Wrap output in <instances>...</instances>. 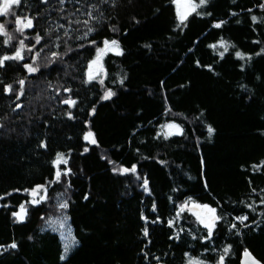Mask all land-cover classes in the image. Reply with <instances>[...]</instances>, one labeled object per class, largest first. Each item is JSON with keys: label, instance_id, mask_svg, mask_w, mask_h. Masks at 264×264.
Wrapping results in <instances>:
<instances>
[{"label": "trees", "instance_id": "1", "mask_svg": "<svg viewBox=\"0 0 264 264\" xmlns=\"http://www.w3.org/2000/svg\"><path fill=\"white\" fill-rule=\"evenodd\" d=\"M193 1L183 21L174 0L0 15V57H22L0 67V264H239L244 248L264 263V0Z\"/></svg>", "mask_w": 264, "mask_h": 264}, {"label": "rangeland", "instance_id": "2", "mask_svg": "<svg viewBox=\"0 0 264 264\" xmlns=\"http://www.w3.org/2000/svg\"><path fill=\"white\" fill-rule=\"evenodd\" d=\"M176 5V11L178 14L179 19L181 20V17H186L191 11H193V8L195 9V2L193 0H174ZM107 49L112 50L114 52H118V48L115 46L108 44ZM97 65L96 63H92L89 68V73L91 75L95 74L97 72ZM166 131L168 133H177L179 132V127L175 124H167L166 125ZM35 197L38 199L40 198V194L35 193ZM185 208L194 215V217L202 222L205 226L211 227L213 220H214V214L209 211V207H204L206 205H202L196 202L190 201L189 203L185 204ZM22 215H24L25 210L23 209V212L21 210L18 212ZM18 218V217H17ZM52 226L58 228V231L61 235V238L63 240V256H66L67 253L70 251V249L74 246L72 243V234L71 229L69 226V221L65 220L63 218H57L55 220H52L51 223ZM67 249V250H66ZM187 264H204L202 261L196 259V258H190L188 260Z\"/></svg>", "mask_w": 264, "mask_h": 264}, {"label": "snow or ice", "instance_id": "3", "mask_svg": "<svg viewBox=\"0 0 264 264\" xmlns=\"http://www.w3.org/2000/svg\"><path fill=\"white\" fill-rule=\"evenodd\" d=\"M20 2H21V0H3V3H0V15H5V14H7L8 12H9V10H10V8H11V6L12 5H19L20 4ZM200 3L201 4H204V3H206V0H200ZM193 10H195L194 8H193ZM183 19H184V17H181V20L183 21ZM256 18L255 17H253V20H255ZM16 23H17V25H21V23H22V21L19 19V18H17V20H16ZM85 23H87V21H85ZM30 27H32V20L31 19H27V23H23V25H22V27H18V31H23V28H30ZM216 27H220V25L219 24H217L216 25ZM89 31H91V29H89ZM4 32V26L3 25H0V33H3ZM87 34V33H86ZM9 39H11V37H9ZM39 39H40V37H37V42H39ZM8 41H5V43H7ZM109 42L108 41H105V44L107 45ZM111 43V45H113V46H115L116 48H118V42L117 41H115V40H113V41H111L110 42ZM224 43L225 42H223V41H221V44L222 45H224ZM21 47H23V41H21ZM225 51H227V47L225 46V49H224ZM99 51H103V49H101V50H99ZM55 55V54H54ZM223 55V53H221V56ZM237 56H242V54L241 53H237ZM12 59H16V60H19V59H22V57H21V53H20V51L19 50H17V52L15 53V56H4V57H0V67H2L3 65H4V63H5V61H7V60H12ZM25 67H27L28 68V70L30 71V72H35L36 71V68H33V67H31L30 65H25ZM92 77L90 76V79H91ZM21 85H23V83H24V81H20L19 82ZM11 89V86H9V88L7 89V90H10ZM113 95V93L111 92V91H108L106 94H105V96H104V99H108V98H110L111 96ZM65 103H68V104H74L75 103V101H71V100H69V101H65ZM213 131H214V129H212L210 126H209V128H208V132H209V135H211L212 133H213ZM92 134L91 133H89V135L88 136H86L85 137V139H88L89 138V136H91ZM91 142L92 143H95L96 141H95V139H92L91 140ZM63 162V163H67V161L66 160H63V154H57V160L55 161V163H60V162ZM133 170H134V168H133ZM123 171H128L127 169H124ZM59 177H60V173L59 172H57V179H59ZM145 186H147V181L145 180ZM40 187H43V186H38V188H40ZM35 193H36V190L34 189L33 190V194L35 195ZM41 199H43V197H41ZM34 203H38L39 201H33ZM61 207H67V205L66 204H64V205H61ZM204 207H207V206H204ZM209 211L211 212V213H213V214H215V209H209ZM21 212H23V206H21ZM14 215H16L19 219H23V215L22 214H20V213H15ZM215 219H218V217H214ZM237 219H239V220H244V219H246V217H238ZM233 227H235V225L233 226ZM145 235H147V230H145ZM209 235H211V231H209ZM10 247H16V245L15 244H12V245H10ZM67 250V249H66ZM227 251H228V249H225V253H227ZM222 262H223V257H221V260H220V264H222Z\"/></svg>", "mask_w": 264, "mask_h": 264}, {"label": "water", "instance_id": "4", "mask_svg": "<svg viewBox=\"0 0 264 264\" xmlns=\"http://www.w3.org/2000/svg\"><path fill=\"white\" fill-rule=\"evenodd\" d=\"M239 264H264L250 250L244 248L239 257Z\"/></svg>", "mask_w": 264, "mask_h": 264}]
</instances>
